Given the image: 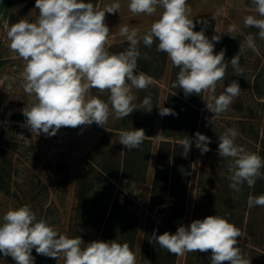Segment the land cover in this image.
I'll use <instances>...</instances> for the list:
<instances>
[{"label": "clouds", "instance_id": "1", "mask_svg": "<svg viewBox=\"0 0 264 264\" xmlns=\"http://www.w3.org/2000/svg\"><path fill=\"white\" fill-rule=\"evenodd\" d=\"M251 3L258 15L244 16V26L256 28L259 38L264 40V0ZM120 7L119 0L102 10L85 0H35L39 11L34 22L25 19L11 25L5 22L9 48L24 61L20 74L23 90L33 98L22 109L32 133L55 136L61 127L77 128L93 123L103 127L111 114L123 119L136 111L133 89L146 90L153 84L151 76L136 72L141 42L149 48L158 42L156 50L165 53L179 69L173 88L179 87L186 96L211 94L212 103L206 104L214 114L211 123L239 96L241 88L235 80L215 95L229 65L234 75H244L240 56L238 53L225 61L226 49L215 52L221 36L209 39L205 35L208 21L194 23L187 0H130L128 8L135 15L152 16L158 7L163 11L142 37H138L135 28L120 26L119 34L125 37L128 47L114 54L105 46L110 33L105 17L106 13L119 12ZM197 23L205 27L195 31ZM227 30L235 31L236 25H229ZM245 43L253 52L258 51L252 34ZM92 88L100 93L107 91V101L90 96ZM140 107L151 112L150 94ZM159 115L177 113L162 107ZM238 135L236 128H227L218 137V156L229 160V187L237 192L245 183L253 188L258 179H264V157L236 144ZM145 138L143 129L122 130L119 134L120 144L128 150L139 148ZM192 143L188 136L180 140L183 156L187 157ZM209 143V137L195 133V146L201 154L210 151ZM248 204L264 207V194L250 195ZM241 235V230L226 218L209 215L187 226L181 224L174 234L165 231L156 235L154 231L152 239L172 255L211 250L210 264H251V258L238 246ZM33 249L49 258L63 257L64 264H136V254L127 242L85 243L81 236L70 238L59 233L49 220L38 218L30 204L7 210L0 222V254L10 256L15 264H35Z\"/></svg>", "mask_w": 264, "mask_h": 264}, {"label": "rangeland", "instance_id": "2", "mask_svg": "<svg viewBox=\"0 0 264 264\" xmlns=\"http://www.w3.org/2000/svg\"><path fill=\"white\" fill-rule=\"evenodd\" d=\"M85 2H91L102 10L105 5L117 0H85ZM129 2L130 0H119L121 5L119 12L106 13L105 22L110 33L105 46L110 53H119L128 47L125 37L119 34L120 26L128 25L130 29L135 28L138 37H142L163 11L158 7L157 12L152 16L135 15L129 11ZM187 2L191 7V19L208 17L214 20L211 37L221 36L220 42L215 44V52L221 50L224 38L240 39L238 50L225 57V61H230L239 53L240 67L244 75H234L229 65L223 81L217 84L215 95L218 96L233 80L239 83L241 92L228 110L215 118L212 123L211 118L214 114L206 106L207 103H212L211 94L203 92L200 98L197 106L196 132L209 137L211 143L208 145L210 151L204 154L196 148L195 141L193 143L194 156L186 201L188 210L182 220L185 226L190 224L192 218L201 167L208 168L219 159L218 156L213 157V151L218 152V137L227 128H236L239 132L236 144L257 154L262 145L264 146V91L259 94L255 88L257 79L264 78V40L259 38L256 28H246L243 21L246 15H258L254 11L251 0H187ZM38 11L35 8V0H0V222L7 210L30 204L37 217L49 220L59 233L66 234L70 238L81 236L83 239L79 229L81 225L75 220L79 181L82 177L90 178L92 167L100 169L105 164V157L110 155L112 160L121 159L124 148L119 142L120 132L140 128L141 124L144 125L149 120L150 112L140 107L144 99V90L133 89V94L136 96V100L133 101L136 111L126 118L117 119L114 114H111L103 127L95 123L72 129L61 127L55 136L44 133L37 136L32 133L26 126L22 109L30 104L33 98L25 94L23 90L20 74L23 71L24 61L9 48L5 22L7 21L9 25L21 19L34 22ZM232 24L236 25V30L229 33L227 29ZM249 34L255 38L257 52H253L246 46L245 41ZM157 43L154 42L150 48L142 42L139 45L141 56L138 59V66L142 67L146 63L149 69L162 74L157 79L151 76L153 84L159 87V96L154 111L146 180L135 187L137 195L134 208L137 211L138 230L133 252L136 254V264L140 263L141 246L149 212L151 183L159 143L162 139L160 133L164 116L159 115V108L165 107L173 71V65L167 55L156 50ZM140 72L149 75L145 71ZM146 90L149 94L150 87ZM89 95L104 101L108 99L107 91L100 93L95 88L89 90ZM223 171L225 168H222ZM213 176L216 180L217 173ZM115 186L118 187L119 182H115ZM114 188L110 187L108 182L97 184L96 190L91 192V195L95 192L99 200L110 199ZM260 213L261 228L258 230V238L261 240L259 245L261 247L258 250L263 253L264 207H260ZM246 240L244 239L243 243L245 246L258 247V243L253 241L254 237ZM84 242L86 243L85 240ZM32 253L37 264H64L63 257L54 259L39 255L38 259V254L35 251ZM186 254L176 256L175 264H186ZM253 255L251 256L252 264H264V256L259 255L260 258H258L256 254L253 253ZM0 264H15V261L10 256L4 257L0 254Z\"/></svg>", "mask_w": 264, "mask_h": 264}, {"label": "trees", "instance_id": "3", "mask_svg": "<svg viewBox=\"0 0 264 264\" xmlns=\"http://www.w3.org/2000/svg\"><path fill=\"white\" fill-rule=\"evenodd\" d=\"M193 20L194 23L197 20L208 21L206 27L202 23H197L194 30L199 31L205 27V35L211 39L214 20L208 17ZM239 43V38H224L221 49H226L225 57L235 53L239 48ZM140 71H145L155 79L160 78L162 74L149 69L146 63L142 67H137L136 72ZM178 72L179 69L173 66L165 107L173 109L177 115H166L162 120L160 133L162 139L159 143L151 183L149 212L144 229L139 264H149V262L150 264H175L176 255L162 249L152 239V234L154 231L156 235L163 234L165 231L174 234L182 224L188 210L186 201L194 156L193 143L197 125V106L200 103L202 93L201 96L195 94L186 96L179 87L173 88L172 84L176 81ZM255 88L259 94L264 91V78L257 79ZM149 94L153 108L149 120L138 128L143 129L146 135L140 147L132 150L124 148L119 160H112L110 155L105 157V164L100 169L97 170L92 167L90 178L82 177L79 181L75 220H77V224L81 225L79 227L80 235L83 236L86 243L94 240H117L120 243L127 242L133 251L138 230L137 211L134 208L137 195L135 187L146 180L147 159L152 144V138L148 137L153 134L154 111L159 96V87L152 84ZM149 94L147 90H144L143 97ZM184 136L193 140L187 157L183 156V149L180 144V140ZM258 155L264 157L263 145L258 151ZM216 156H218V152L213 151V157ZM219 159L208 168L201 167L199 171L198 188L190 223L195 219H203L209 215L224 217L241 230L242 235L239 238L238 246L247 257L251 258L254 256L253 253L257 256H264V252L261 253L258 250L261 247L259 246L261 240L258 238V230L261 228L260 207H250L248 204L250 195L259 196L264 193V179H258L253 188H249L245 183L237 192L229 187V160L222 157ZM222 168H225V171L222 172ZM214 173H217L216 180L213 176ZM104 182H108L110 187H115L113 196L110 199L99 200L97 193L94 192L91 195V192L96 190L97 184ZM115 182H119L118 187L115 186ZM98 210L101 211L96 212ZM247 211L248 213H246ZM249 237H254L253 241L258 243V247L243 244L244 239ZM34 251L35 249L32 252ZM210 256L211 250L208 252H188L186 264H210ZM37 257L40 258L39 255ZM35 262L37 264V260Z\"/></svg>", "mask_w": 264, "mask_h": 264}, {"label": "water", "instance_id": "4", "mask_svg": "<svg viewBox=\"0 0 264 264\" xmlns=\"http://www.w3.org/2000/svg\"><path fill=\"white\" fill-rule=\"evenodd\" d=\"M64 128L72 129V128H70V127H64Z\"/></svg>", "mask_w": 264, "mask_h": 264}, {"label": "bare ground", "instance_id": "5", "mask_svg": "<svg viewBox=\"0 0 264 264\" xmlns=\"http://www.w3.org/2000/svg\"><path fill=\"white\" fill-rule=\"evenodd\" d=\"M26 123V122H25Z\"/></svg>", "mask_w": 264, "mask_h": 264}]
</instances>
